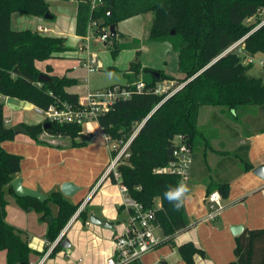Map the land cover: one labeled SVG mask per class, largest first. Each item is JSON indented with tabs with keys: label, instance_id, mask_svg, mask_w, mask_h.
<instances>
[{
	"label": "trees",
	"instance_id": "obj_1",
	"mask_svg": "<svg viewBox=\"0 0 264 264\" xmlns=\"http://www.w3.org/2000/svg\"><path fill=\"white\" fill-rule=\"evenodd\" d=\"M75 1V34H86L91 15L101 32H108L106 40H111L112 54L127 48L129 43L116 44V37L125 38L124 35L115 28V35L111 36L107 27L148 11L152 12L148 39L168 41L171 50L177 54V70L184 76L176 81L177 84L185 82L181 87L164 99L165 93L157 94L153 89L160 81L172 76L159 69L144 67L151 73V78L147 81L129 79L117 84L133 89L132 94L114 101L110 109L96 119L102 132L114 142H120L119 145L141 124L126 149L128 156L117 165L119 182L145 208H156L155 222L167 237L165 241H169L174 233L188 226L184 203L176 209L175 202H170L165 195L180 186L179 177L172 172L157 171L174 160V138L182 136L191 148L192 162L207 166L210 138L202 134L197 123L198 113L204 105L225 107L230 113L229 118L240 124L244 137L254 131H264V82L248 73L252 63L243 62L247 55L260 54L264 66V23H261L264 20V0H103L94 12L90 11L87 0ZM109 1L112 13L108 16L105 8ZM13 12L43 18L44 14L50 13L49 3L48 0H0V95L42 109L57 100L77 104L78 94L67 91L76 80L49 74V66L45 73L51 80H37L40 71L35 62L56 57L68 49L64 36L49 32L42 34L29 28L15 30L10 24ZM241 38L240 44L212 61ZM106 40L104 44L108 45ZM139 70V61L129 63V73L137 75ZM139 81L144 83V88L135 90ZM46 122L49 126L43 128ZM23 126L38 142H41L38 136L42 132L68 136L73 140L82 134V124L75 122L58 123L43 119L41 123ZM12 127L4 123L3 103L0 102V142L14 138L16 133ZM238 161L242 163L241 171L252 168L246 153L239 154ZM19 169L20 156L0 146V250L6 252V264H29V256L34 252L26 231L6 221V192L15 197L23 210H34L47 222L45 239L49 244L58 237L82 202L74 204L59 190L51 192L43 202L16 196L10 182ZM112 174L110 172L107 176L117 183ZM213 190H218L222 198L226 197L229 178L213 179L207 185L206 195ZM48 216H52L51 222H48ZM78 216L85 219L86 210L82 209ZM60 241L49 255L61 249ZM177 250L186 264H194L195 253L203 255V250L186 242ZM233 255L234 259L226 264H264V229H243L236 234Z\"/></svg>",
	"mask_w": 264,
	"mask_h": 264
},
{
	"label": "crops",
	"instance_id": "obj_2",
	"mask_svg": "<svg viewBox=\"0 0 264 264\" xmlns=\"http://www.w3.org/2000/svg\"><path fill=\"white\" fill-rule=\"evenodd\" d=\"M76 4V2H75ZM26 14L13 12L10 16L11 28L21 30ZM30 16L33 26L27 27L35 29L37 25L49 27L52 34L64 36L65 28L51 27L41 23L40 17ZM76 5L71 17L70 31L73 38L82 40V36L75 34ZM32 17V18H31ZM36 19V20H34ZM16 24V25H15ZM65 38V37H64ZM67 46V42L65 43ZM68 57L75 58L76 54H71L68 50ZM57 57V56H56ZM58 58L64 59L63 53L58 54ZM76 62V61H75ZM68 64L65 67L58 65L56 58L52 57L44 61H36L35 66L40 72H46L47 66L51 68L49 74L57 76L65 75L76 80L74 85L67 87V91L78 94V99L91 90L88 86L83 89L79 85V80L88 81L87 73L72 69L75 64ZM66 68V70L64 69ZM81 69V68H80ZM78 71V72H77ZM175 77H182V73H177ZM92 91V90H91ZM0 102L3 103L4 120H9L8 124L31 125L41 123L38 121H27L25 107L35 106L26 101L0 95ZM215 111H211L208 123L219 125V131H210L207 136L210 138L214 158L208 160L206 153V164L198 166L193 161L190 171V179L186 186L188 192L184 199V210L188 219V226L181 231L174 233L169 241H163L146 252L141 258V264H186L178 253V246L191 243L195 247L203 250V255L195 253L193 255L194 264H226L234 259V236L231 227L235 225L243 226V229L262 228L264 229V179L252 172L257 165L264 163V131H254L248 137H244L242 129L238 130L235 123L230 119ZM212 120V122H210ZM104 134L97 121H89L82 124V134L89 139L96 140L95 137ZM87 132L88 135L83 133ZM225 134L228 139L234 140L230 151L231 141L220 140ZM75 140L68 136L52 135L46 132L39 134L41 142L32 139L28 134L21 136L16 133L11 140L0 142V146L9 153L20 156V169L16 177L20 178L22 184L27 188L38 190L46 195L59 190L63 182H72L79 189L73 196L67 197L71 202L81 198L84 200L83 208L87 212L85 219L75 213L70 217L66 225L60 231L61 239L66 238L69 246L61 248L49 255L51 244L45 239L47 222L39 218V214L34 210H23L17 203L15 197L9 192L5 193L6 221L20 229L26 231L29 238V246L34 250L29 256L30 263L34 264L46 252L42 264H104L105 259L111 254L113 237L122 230L126 220V212L119 208L122 196L117 183H113L108 176L104 177L106 170V154L102 147L96 143L87 144L86 138ZM104 137V136H103ZM75 144H72L73 142ZM226 143H225V142ZM224 143V144H223ZM247 144V147L242 145ZM95 162L91 163V176L84 171H73L78 164L83 169L89 166L87 163L90 153L96 152ZM246 153L247 159L251 162L252 168L241 171L242 163L237 162L238 156ZM90 167V166H89ZM86 173V174H85ZM15 177V178H16ZM229 178V191L226 197L222 198L225 208L215 221H202L208 212L206 203L207 185L213 179ZM84 196V197H83ZM78 201V202H79ZM94 214L101 220L113 223L112 228L103 227L100 224L91 223L89 215ZM158 235H162L160 229ZM239 234V233H238ZM47 247V248H46ZM53 248V247H52ZM51 248V249H52ZM62 257H65L63 259ZM0 264H6V252L0 250Z\"/></svg>",
	"mask_w": 264,
	"mask_h": 264
},
{
	"label": "built area",
	"instance_id": "obj_3",
	"mask_svg": "<svg viewBox=\"0 0 264 264\" xmlns=\"http://www.w3.org/2000/svg\"><path fill=\"white\" fill-rule=\"evenodd\" d=\"M90 11L98 9L103 0H87ZM91 12V13H92ZM261 23H264L262 20ZM86 28V34L81 37L83 43L78 46L76 62L72 66V69L81 68L85 72H96L100 69V63L97 57L90 53L88 50V41L90 33H97L100 40H106L108 32L98 28V22L90 15ZM36 32L42 34H48L51 31L49 27L37 25ZM243 38L232 44L227 50H231L242 42ZM244 63H253V56L247 55L243 59ZM262 64V59L260 60ZM135 90H141L144 88V83L139 81L135 84ZM179 88V86H178ZM176 88L175 90H177ZM167 89V86L158 83L153 91L157 94L165 93L164 99L171 95L174 91ZM133 89H129L117 84L111 85L102 89L94 91H87L82 99H78L77 104H72L66 101L57 100L56 103H51L45 109L35 107V110L44 116V119L48 121H55L58 123H87L89 121H96L99 114L106 112L110 109L112 103L118 99L128 98L132 94ZM9 120L5 119L4 123H8ZM139 128V126H138ZM138 128L134 131L132 136L125 142L119 145L118 142H114L111 138L103 134L106 142L112 141L111 159L106 167L104 177L110 172L113 173V177L118 184L120 193L122 196L121 208L126 212V220L124 222L121 231L117 232L113 237V246L111 254L105 259L104 264H141L142 256L159 245L163 241L167 240L166 236L155 234L154 231L160 229L155 222L156 208H145L140 202L132 198L128 194V189L125 185L119 182L120 173L117 172V165L119 162L128 156L126 151L131 138L137 132ZM88 135L87 132L83 133ZM174 160L169 162L165 167L158 169L157 171L172 172L175 173L181 183L187 184L190 179V171L192 165V153L189 143L185 139L177 135L174 138L173 149ZM206 203L208 206L207 214L202 218V221H215L225 208V204L222 201V196L218 190L211 191L206 195ZM84 202L78 207L75 214L78 215L83 208ZM161 231V230H160ZM162 233V232H161ZM61 234L51 243V248L60 240ZM51 248L49 250H51ZM47 252L38 259L34 264H42ZM29 264H32L29 262Z\"/></svg>",
	"mask_w": 264,
	"mask_h": 264
},
{
	"label": "rangeland",
	"instance_id": "obj_4",
	"mask_svg": "<svg viewBox=\"0 0 264 264\" xmlns=\"http://www.w3.org/2000/svg\"><path fill=\"white\" fill-rule=\"evenodd\" d=\"M75 0H48L49 3V10L50 13L52 14L51 19H45V18H40L41 23L50 25L55 29V27H59L64 29L66 34H64L65 37V43L67 42V48L65 51H62L60 53H63L64 59L61 58H56L57 63L61 67H65L68 64H72L75 62L77 59L75 58H69L68 57V50L71 54H76L77 48L79 45L83 43V40H76L73 38V35L70 31L71 27V17L70 14H73L74 8H75ZM19 14H25L22 12H18ZM26 20L23 22L22 26H19L21 28H27L30 26H33L34 22H32V19L28 18L30 16L24 15ZM32 18V17H31ZM151 19H152V12L148 11L142 14H138L135 16H132L126 19L119 20L116 23L115 28L118 30V32L122 33L125 38H120L119 36L116 37V44L118 43H129L127 48L120 49L116 54L111 53L112 49V43L110 38L106 41L109 42L108 45L104 44L105 40H100L99 36L97 33H90V38L88 41V50L90 53H93L96 57L97 60L100 63V69L96 70V72H91L88 73L87 78L88 81H85L83 79L79 80V85L83 89L84 87L88 86L91 88L92 91L97 90V89H102L111 85L115 84H123L126 83L129 79H134V80H143L147 81L151 78V73L148 70H144V67L148 68H154V69H159L168 75H171V79H164L160 81L159 83L162 85L167 86V89L172 91L173 89L175 90L180 86L181 84H177L175 75H177L178 70H177V54L171 50L170 43L168 41H155V40H150L148 39V30L151 24ZM36 20V19H34ZM252 20V19H251ZM16 25V24H15ZM108 28V27H107ZM109 29V28H108ZM52 31V30H51ZM49 32V34H52V32ZM66 45V44H65ZM136 50H139L138 53H136ZM54 58V57H53ZM262 59L260 54H256L253 56V63L249 69L248 73L261 78L262 82H264V66L260 63V60ZM135 60L139 61L140 63V70L137 75H133L131 72L129 73V63L130 62H135ZM66 70V68H64ZM80 73L83 72L82 69L78 68L77 69ZM77 71V72H78ZM179 77V79L183 78ZM178 79V78H177ZM25 112L26 116L28 117L27 121H38L39 119H44V116L40 113H38L33 107H25ZM211 111L218 112L220 116H224L227 119L230 120L228 110L219 105V106H211V105H204L201 107L199 113H198V125L199 128H201L202 134L207 137V134H210V131H216L220 129L219 125H213L212 120L208 123L209 119L211 118L210 113ZM217 113V114H218ZM11 124L6 123V126L11 127L13 126ZM236 125L235 127L239 130L240 129V124L234 122ZM28 125V124H27ZM21 136H27V133H18ZM86 138L87 144L96 143L102 147L103 152L106 154L107 161L106 165H108L109 160L111 159V149H112V141L106 142L104 139L103 135L99 133L98 131V136L95 137L96 140L89 139L87 136H80L78 139L84 140ZM220 140H225L231 141V146L226 148L227 150L230 151L231 147L234 144V140L228 139V137L223 134L219 138ZM224 141V142H225ZM225 142V143H226ZM213 144H217L216 141L212 142ZM212 144V145H213ZM224 144V143H223ZM197 145V144H196ZM196 145L194 146V149L196 148ZM212 145L207 147V155H208V160L212 161L214 158V154L212 153ZM97 156V151L96 152H91L90 157L88 158L89 166L85 167L83 169L80 167L81 165H76L73 168V171H82L84 170L88 176H91V169L93 170L91 163L93 161L95 162V157ZM106 172V170H105ZM85 173V174H86ZM109 178V177H108ZM110 179V178H109ZM71 197V196H70ZM84 197V196H83ZM81 198H77L75 200V203L81 200ZM85 200V199H84ZM83 200V202H84ZM81 202V205L82 203ZM52 212L55 213V206L52 204ZM76 212V211H75ZM155 234H158V230L154 231ZM51 244V243H50ZM65 259V257H62Z\"/></svg>",
	"mask_w": 264,
	"mask_h": 264
},
{
	"label": "water",
	"instance_id": "obj_5",
	"mask_svg": "<svg viewBox=\"0 0 264 264\" xmlns=\"http://www.w3.org/2000/svg\"><path fill=\"white\" fill-rule=\"evenodd\" d=\"M111 1L108 2V5L105 8V12L106 14L109 16L112 12H111ZM53 16L51 13H46L44 14L43 18L45 19H51ZM108 31L109 34L111 36L115 35V25L111 24L108 27ZM171 33H173V31H171ZM229 50H225V52H222L220 55H218L214 60L218 59L220 56H222L224 53H226ZM37 80L38 82H43V81H50L51 77L49 74L45 73V72H39L37 75ZM185 82H183L179 87H181ZM49 126V123L46 122L43 125V128H47ZM141 126V124H140ZM139 126V127H140ZM14 133H27V129L22 126L21 124H16L12 127ZM252 172L254 174H256L257 176H259L260 178L264 179V163H261L259 165H257L256 167L253 168ZM11 188L13 190V193L18 196V197H32L35 198L37 200L40 201H45L48 198V195L44 194L43 192H39L38 190L35 189H31V188H27V186L25 187L22 184V181L20 178L16 177L14 178L11 182H10ZM79 188L72 182H63L60 184L59 186V191L66 197H70L73 196L74 193L78 190ZM48 222H51L52 220V216H48ZM89 220L91 223L94 224H100L103 227L106 228H112L113 223L107 220H101L100 218H98L97 216H95L94 214H90L89 215ZM242 227L240 225H235L231 227V231L233 234H238L242 231ZM60 246L61 248H66L69 246V242L66 238H62L60 237Z\"/></svg>",
	"mask_w": 264,
	"mask_h": 264
},
{
	"label": "clouds",
	"instance_id": "obj_6",
	"mask_svg": "<svg viewBox=\"0 0 264 264\" xmlns=\"http://www.w3.org/2000/svg\"><path fill=\"white\" fill-rule=\"evenodd\" d=\"M188 192V188L185 184L181 183L178 188L169 190L165 195L170 202H175L174 207H179L184 203L185 196Z\"/></svg>",
	"mask_w": 264,
	"mask_h": 264
}]
</instances>
